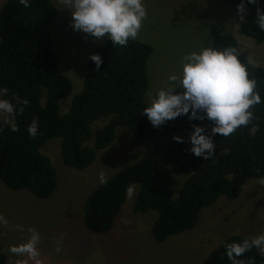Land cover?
I'll list each match as a JSON object with an SVG mask.
<instances>
[{"label": "trees", "instance_id": "obj_1", "mask_svg": "<svg viewBox=\"0 0 264 264\" xmlns=\"http://www.w3.org/2000/svg\"><path fill=\"white\" fill-rule=\"evenodd\" d=\"M237 6L241 0H223ZM246 15L240 22L241 33L256 43L264 42V31L257 22V8L264 12V0L246 3ZM57 11L50 0H30L25 8L19 0H7L0 8V86L27 99L29 104L15 117L19 131L0 118V181L14 191L27 190L39 199H48L56 188V172L41 148L50 139L60 140L64 165L82 170L91 165L96 152L109 146L116 129L133 131L134 141L152 136L191 132V124L204 126L210 132V121H189L181 116L155 128L142 114L148 88L146 64L151 45L130 39L126 46H114L110 40L96 54L102 64H87L81 92L74 95L65 111L61 102L70 96L72 82L59 70L49 27ZM212 47L235 48L249 78L256 81L261 103L250 108L253 119L233 134L213 137L214 156L209 160L192 155L190 144L157 145L136 163L126 166L99 185L85 199L82 223L97 234H107L114 227L127 200L126 189L136 185L132 206L134 214L155 212L151 236L162 243L170 236L182 234L200 223L201 211L211 208L224 196L233 200L250 179L264 177V68L251 64L241 53L236 38L220 34ZM39 122L38 134L30 138L27 127L33 119ZM107 118L101 127L92 124ZM92 141V146L88 142ZM191 171L174 195L168 178L175 173ZM180 183V182H179ZM178 183V184H179ZM247 237L232 235L211 249L202 264H231L225 255V243L241 242ZM245 264H264L257 249L239 257ZM0 264L6 257L0 244ZM9 264V263H8Z\"/></svg>", "mask_w": 264, "mask_h": 264}, {"label": "rangeland", "instance_id": "obj_2", "mask_svg": "<svg viewBox=\"0 0 264 264\" xmlns=\"http://www.w3.org/2000/svg\"><path fill=\"white\" fill-rule=\"evenodd\" d=\"M6 1L0 0V8ZM50 1L57 11L49 27L52 48L59 70L72 82L70 96L61 102V110L65 111L73 96L82 90L90 56L108 39L74 31L70 10L64 8L62 0ZM145 4L148 15L135 40L152 47L146 64L148 88L144 101L147 105V93L162 87L168 76L179 69L181 57L212 46L216 35H233L243 56L251 64L264 68V42L258 44L241 33L240 15L244 18L246 11L238 15L237 6L223 0H145ZM107 121L105 118L93 123L92 130ZM175 136L189 144L187 133L152 136L135 142L133 131L118 128L113 142L97 151L93 163L82 170L64 165L60 140H48L41 153L50 159L56 172V188L48 199H39L27 190H10L0 181V214L8 220L6 226L0 225L6 264H34L27 256L10 251L12 246L30 238L29 229L40 234L41 264H202L211 249L229 236L251 238L264 233V185L258 183L259 179H250L234 200L221 196L202 213L199 225L198 220L194 228L170 236L162 243L155 242L150 233L156 213H132L136 185L109 233L94 234L84 227L83 204L100 185L99 174L109 179L122 168L138 162L152 147L179 144L173 140ZM92 144L88 142L89 146ZM190 174L191 171L179 172L168 178L174 195ZM58 240L62 241L59 254L54 251Z\"/></svg>", "mask_w": 264, "mask_h": 264}, {"label": "clouds", "instance_id": "obj_3", "mask_svg": "<svg viewBox=\"0 0 264 264\" xmlns=\"http://www.w3.org/2000/svg\"><path fill=\"white\" fill-rule=\"evenodd\" d=\"M62 2L64 8L70 10L71 27L74 31L96 39L107 36L114 46H126L130 39H135L148 15L145 0ZM246 3L255 5L258 0H246ZM19 4L28 8L30 0H19ZM245 6V0H241L237 5L238 15L245 12ZM240 18L243 20V15ZM256 18L260 30L264 31V12L259 8ZM238 55L235 48L217 49L211 45L187 52L181 57L179 69L168 76L162 87L147 93L148 106L142 109V114L155 128L181 116H187L189 121H210L213 125L210 132L204 126L191 124L192 130L188 136V151L196 157L209 160L216 149L213 137L217 134L228 137L239 127L247 126L253 119L250 108L262 102L260 94L255 91L256 81L249 78L247 68L238 60ZM90 59L99 69L102 64L101 57L94 54ZM8 95L9 89L0 86V117L4 118V123L10 126L12 132H17L19 129L15 124V117L23 113L29 101L15 94H12L10 100L5 98ZM38 129L39 122L34 118L27 127L29 137L35 138ZM173 140L184 143L179 136L173 137ZM99 182L101 185L108 182L103 173L99 174ZM258 183L264 185V177H260ZM133 192L134 186L129 185L126 195L131 198ZM7 224L8 220L0 214V225ZM16 227L23 231L21 226ZM29 232L30 238L25 243L12 246L10 251L16 255L27 256L34 264H41L38 251L40 234L35 229H29ZM61 243L62 241H56L54 248L58 254L62 251ZM224 247L231 264H245L238 258L254 248L264 256V233L245 238L241 242L225 243Z\"/></svg>", "mask_w": 264, "mask_h": 264}]
</instances>
